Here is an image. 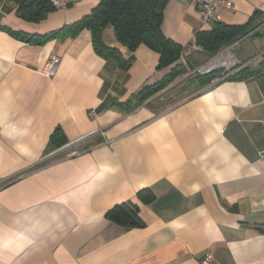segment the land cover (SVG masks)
Segmentation results:
<instances>
[{"label":"crops","instance_id":"obj_1","mask_svg":"<svg viewBox=\"0 0 264 264\" xmlns=\"http://www.w3.org/2000/svg\"><path fill=\"white\" fill-rule=\"evenodd\" d=\"M230 1L214 22L245 26L262 15L231 45L244 60L264 51V0ZM99 3L35 23L0 0V264H264V62L249 78L162 106L168 90L137 97L168 73L160 55L146 45L130 53L112 27L104 42L134 57L129 71L98 56L88 31L44 45L13 35L46 36ZM212 25L192 3L167 0L162 31L184 48L183 64L209 60L194 40ZM58 132L66 144L52 149ZM124 203L138 207L143 227L106 218Z\"/></svg>","mask_w":264,"mask_h":264},{"label":"trees","instance_id":"obj_2","mask_svg":"<svg viewBox=\"0 0 264 264\" xmlns=\"http://www.w3.org/2000/svg\"><path fill=\"white\" fill-rule=\"evenodd\" d=\"M15 1L20 5L18 16L29 22H40L47 17L48 13L56 10L49 0H36L29 6L26 5L27 0ZM166 5L167 0H100L99 5L90 15L51 34L28 36L13 33V35L27 44L44 45L53 39L62 41L75 39L83 31H88L91 33L92 46L98 56L104 60H114L120 69L129 71L133 65L134 57L125 59L117 48L109 47L104 42L105 30L112 27L117 41L130 53H134L141 45H146L160 55L158 69L168 70V73L159 82L145 86L138 93V101L145 103L185 75L188 70L187 65H190L189 62L187 64L181 62L184 48L167 38L162 31ZM39 8L40 12H38ZM261 16L260 13H256L252 22L245 26H230L214 22L210 30L195 34L194 45L211 60L224 48L233 45L240 37L253 29L256 26L254 20ZM220 74V71H215L206 75H198L189 83H195L198 85L197 87L204 88L210 86ZM253 74L251 68H246L227 80H242ZM190 87L191 84L184 85L180 95L186 93ZM178 99H180L179 96L177 98H162L156 105L163 106ZM59 135L58 132L53 136L52 149H59L66 144V140H61ZM153 200L154 196L148 192L145 203H151ZM106 218L126 229L144 225L139 217L138 207L132 203L115 206L106 213Z\"/></svg>","mask_w":264,"mask_h":264},{"label":"built area","instance_id":"obj_3","mask_svg":"<svg viewBox=\"0 0 264 264\" xmlns=\"http://www.w3.org/2000/svg\"><path fill=\"white\" fill-rule=\"evenodd\" d=\"M81 0H49V3L57 10L64 9L71 4L80 2ZM187 1L195 5L197 8L202 21L204 23L213 24L216 18V13L220 10H231L233 8L230 0H182ZM258 30L264 34V21L259 22ZM233 46L224 48L219 54H217L210 61L206 62L201 70L197 71L199 75L210 74L214 71H220L218 76L213 83V86L229 77L237 74L241 70L251 68L258 60L264 62V51L259 52L253 56H250L244 60H239L233 52ZM60 62L59 58H52L51 62L46 66L45 73L48 76H53L57 66ZM212 258L207 256L202 264H210Z\"/></svg>","mask_w":264,"mask_h":264},{"label":"rangeland","instance_id":"obj_4","mask_svg":"<svg viewBox=\"0 0 264 264\" xmlns=\"http://www.w3.org/2000/svg\"><path fill=\"white\" fill-rule=\"evenodd\" d=\"M188 60H190V65H187V67H188L187 73L185 75L181 76L180 78H178L173 84H171L168 87L169 89L168 88L165 89L168 91H166V93L164 95H162V98H169V97L177 98L178 96H179V98H182V97L187 96L192 91V89L194 87L198 86L195 83H189V82L191 80L195 79L196 76L199 75V74H197L198 73L197 71L201 70L202 66L208 61H206L203 64H199L201 59L198 56H190L188 58ZM188 84L189 85L191 84V87L188 89V91L186 93H184L183 95H180L182 87L184 85H188Z\"/></svg>","mask_w":264,"mask_h":264},{"label":"water","instance_id":"obj_5","mask_svg":"<svg viewBox=\"0 0 264 264\" xmlns=\"http://www.w3.org/2000/svg\"><path fill=\"white\" fill-rule=\"evenodd\" d=\"M34 1H36V0H27V1H26V5H27V6L32 5ZM40 10H41V9L39 8V9H38V12H40ZM226 80H227V79H226ZM226 80H223V81H221V82H224V81H226ZM219 83H220V82H219ZM217 84H218V83H217ZM217 84H215V85H217ZM213 86H214V85H213ZM211 87H212V86H211Z\"/></svg>","mask_w":264,"mask_h":264}]
</instances>
